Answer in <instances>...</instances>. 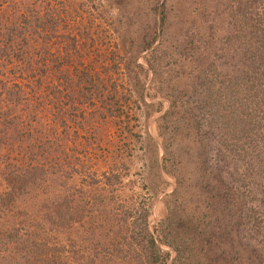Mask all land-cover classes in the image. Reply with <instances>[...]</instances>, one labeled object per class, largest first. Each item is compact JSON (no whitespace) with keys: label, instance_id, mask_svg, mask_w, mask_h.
<instances>
[{"label":"trees","instance_id":"1","mask_svg":"<svg viewBox=\"0 0 264 264\" xmlns=\"http://www.w3.org/2000/svg\"><path fill=\"white\" fill-rule=\"evenodd\" d=\"M148 5L162 6L163 20L165 0ZM227 14L229 36L210 47L211 56L200 54L189 83L200 120L212 129L213 148L186 157L199 165L184 181L176 178L157 226L150 227L146 201L116 204L122 178L110 165L98 181L103 200L59 197L40 206L35 224L25 227L26 215H15L18 204L52 174L51 165L72 178L66 137L81 138L96 119L119 121L130 71L122 56L98 47L102 38L87 30V14L0 9V264H199L202 253L243 255L250 241L264 255V0L233 3ZM195 32H186L175 48L183 59L196 60L208 45L202 33L195 41ZM156 39L146 37L137 50L149 51L150 69ZM225 50L235 54L228 70L220 63ZM93 130L90 135L99 133ZM220 202L235 233L230 250L216 247L215 214L205 221L204 212Z\"/></svg>","mask_w":264,"mask_h":264},{"label":"rangeland","instance_id":"2","mask_svg":"<svg viewBox=\"0 0 264 264\" xmlns=\"http://www.w3.org/2000/svg\"><path fill=\"white\" fill-rule=\"evenodd\" d=\"M118 1L123 3L122 0H0V9L44 6L64 12L74 8L80 14H87L86 17L89 15L87 30L90 34L99 32L98 40L102 38L97 46L101 50L105 46L110 52L115 51L118 57L122 56L123 65L130 71L126 80L130 83L123 85L125 88L122 89L124 97L121 99V113H118L119 121L110 123L109 120L96 119V123L87 127L86 134L79 133L81 138L74 134L66 137V156L73 168L72 178L68 179L59 165H51L49 172L52 174L18 204L19 210L15 215H26L22 222L25 227L35 224L40 206L50 204L59 197L74 195L90 198L89 195L93 194L96 201L103 200L98 181L111 165L117 166L122 178V185L116 192V204L127 200L133 203L134 199L146 201L151 205L149 222L154 229L165 216V201L177 187L176 178L184 181L182 176H192L199 165V160L191 161L186 157L196 156L200 151L211 153L213 146L209 139L213 132L207 121L200 120L192 101L191 72L201 60L200 54L211 56L213 50L209 54L210 47L216 42L221 44L229 36L231 26L227 9L241 0H165L163 20L160 14L162 6L148 5L152 0H138L137 4L135 0H127L125 4ZM194 29L197 31L194 40H198L202 33L204 36L200 38L207 40L208 45L198 53L196 60H193L196 55L183 59L175 48L184 34L190 32L193 35ZM120 35L125 38L121 46ZM151 35L157 38L150 58L152 69L146 61L149 51L138 52L145 38ZM93 38L97 40V37ZM233 53L232 50H225L220 57V63L227 70L234 65ZM170 103H175V106L171 108ZM169 110L173 112L167 115ZM197 122L200 123L199 128L195 126ZM92 130L99 133L90 135ZM82 140H86L84 149L81 147ZM199 142L204 146L198 147ZM167 150L171 153L168 154ZM93 181H97V186L94 184L91 190L89 187ZM116 204L112 208L117 209ZM223 206L221 202L214 203L210 207L213 210L208 209L204 213L205 221L207 218L214 220L210 216L215 214L216 247L228 250L229 236L232 239L235 233ZM255 246V242L250 241L243 255L233 259L229 255L219 256L218 251L202 253L195 263L264 264V255Z\"/></svg>","mask_w":264,"mask_h":264}]
</instances>
